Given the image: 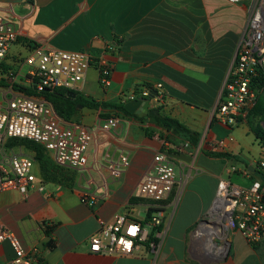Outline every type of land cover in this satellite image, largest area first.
<instances>
[{
    "label": "crops",
    "instance_id": "obj_1",
    "mask_svg": "<svg viewBox=\"0 0 264 264\" xmlns=\"http://www.w3.org/2000/svg\"><path fill=\"white\" fill-rule=\"evenodd\" d=\"M245 5L226 0H0V14L25 32L14 43L25 50L24 57L35 45H44L103 54L112 64L107 86L100 84L95 66L88 67L83 82L68 91L84 103L76 105L68 120L60 117L64 124L90 128L86 166L79 170L57 166L53 180L43 176L33 157L44 189L0 192L2 224L25 247L39 246L42 262L264 264V235L251 246L212 209L220 178L249 186L260 181L258 171H264L260 166L264 145L247 118L229 126L214 115L245 24ZM11 46L1 63L22 75L27 68L22 67L24 58L21 51L12 53ZM4 80L0 87L9 85ZM145 89L163 93L161 103L149 100L148 110L157 109L197 133L196 145L182 138L165 140L151 115L120 109L131 94ZM110 117L118 119L117 127L103 129L102 122ZM159 150L172 154L179 177L163 208L156 247L144 242L130 255L90 252L87 240L99 220L110 223L118 214L136 222L144 219L149 203L138 195V185ZM120 152L128 155L129 165L115 176L107 163ZM207 152H227L236 159ZM230 166L247 168L248 174L228 173ZM85 190L96 198L94 206L80 201ZM11 257L8 244L0 245V262Z\"/></svg>",
    "mask_w": 264,
    "mask_h": 264
},
{
    "label": "built area",
    "instance_id": "obj_2",
    "mask_svg": "<svg viewBox=\"0 0 264 264\" xmlns=\"http://www.w3.org/2000/svg\"><path fill=\"white\" fill-rule=\"evenodd\" d=\"M228 3H246L248 17L235 56L219 92L214 115L221 123L229 126L242 122L256 104L262 88L256 86L257 78L264 73V0H226ZM23 29L18 28L7 17L0 14V61L5 58L10 46L20 37ZM112 50V45L105 46ZM27 66L21 75L15 70L0 71V78L9 83L0 87V192L16 190L22 194L32 189L43 190L44 186L33 172L34 158L8 150L10 138H20L40 145L50 154L54 164L69 169H83L87 164V148L92 139L89 127L77 122L64 124L53 105L41 96H31L15 89L13 84L21 83L35 87V91L67 89L75 90L84 80L88 67L92 64L98 71L99 82L110 84L112 64L103 54L92 55L84 51H64L58 48L35 45L24 57ZM20 77V79H19ZM157 87H161L158 83ZM161 103L162 91L155 95L145 89L137 95ZM116 117L105 119L101 127H117ZM107 165L115 176H119L129 165L126 153L120 152L116 160ZM264 167V162H260ZM248 174L247 168H228V173ZM178 170L172 154L159 150L153 154L151 171L143 176L138 185V195L149 203L152 216L145 224L127 219L118 214L114 221L99 220L95 233L89 236L88 248L94 254L130 255L144 242L156 247L162 224L163 208L178 182ZM49 196V194H47ZM177 195L173 202L176 201ZM80 201L94 206L96 198L85 190ZM213 211L221 214L227 226L236 229L245 241L255 246L264 235V183L256 180L249 186H239L220 178L216 187ZM224 216V218H223ZM50 225V224H49ZM153 237L150 239L151 230ZM135 229V231H132ZM7 243L12 257L0 264H45L41 260V250L37 245L25 247L16 234L6 228L0 220V245Z\"/></svg>",
    "mask_w": 264,
    "mask_h": 264
},
{
    "label": "trees",
    "instance_id": "obj_3",
    "mask_svg": "<svg viewBox=\"0 0 264 264\" xmlns=\"http://www.w3.org/2000/svg\"><path fill=\"white\" fill-rule=\"evenodd\" d=\"M27 44L29 46H33V42L31 40L27 41ZM4 78H0V85L4 83ZM256 86L259 88H262L264 91V73L261 72L260 77L257 78ZM13 87L15 89H18L20 91H23L27 95H33V96H41L44 99L48 100L54 107L56 113L62 117L65 120H68L70 116L75 112L76 105L78 103H84L80 100L79 97L71 98L70 96H67L66 93L70 90L67 89H55V90H45L37 92L33 89V87H26L22 86L20 84H13ZM72 92V91H71ZM264 92L259 94L258 99L256 101V104L249 110V112L246 115V118L249 123V127L251 131L253 132L255 138L264 145V128L262 127L261 123L264 122ZM88 106L96 107L98 106L97 103L93 102H87ZM120 109L124 113H128V111L124 108L123 105H120ZM154 123L159 126L164 133L162 136L165 140L173 141L177 138H182L184 140H187L189 144L196 145L198 141V135L197 133L193 132L191 129H189L186 125L181 123L179 120L170 117L168 115L159 113V114H153L149 116ZM254 119H256L258 122L254 123ZM18 142H27L30 147L36 152L35 160L39 162V166L41 169V172L43 176L46 178L50 177V179L57 180L56 174L59 173V168L57 165L54 164V162L51 160V158L46 154V151L44 148H42L40 145L20 138H10L8 141V145H13ZM209 155L212 156H218V157H225L229 161H232L236 159V157L231 156L227 152H207ZM259 174L257 177L260 179V182L264 183V171H258ZM153 210L151 208H148L145 214L144 219L137 220L140 224H145L147 221L150 220L152 216ZM162 225V224H161ZM161 225L158 226L156 229L160 230ZM152 229L149 238L151 239L153 236Z\"/></svg>",
    "mask_w": 264,
    "mask_h": 264
},
{
    "label": "rangeland",
    "instance_id": "obj_4",
    "mask_svg": "<svg viewBox=\"0 0 264 264\" xmlns=\"http://www.w3.org/2000/svg\"><path fill=\"white\" fill-rule=\"evenodd\" d=\"M244 10H245V24H246L247 17H248L247 5H245ZM245 24H244V26H245ZM243 29H244V27H243ZM241 34H242V31H241ZM241 34L239 36L238 42L240 40ZM238 42H237V45H238ZM237 45H236V48H237ZM236 48H235V52H236ZM11 51H12V53H17L18 51H21L20 53L22 54V59L24 58L25 50L23 48H21L20 45L14 44L13 46H11ZM234 56H235V53H234ZM234 56H233V58H234ZM10 65H12V64H10ZM10 67H12V66H8V65H5V64H2L1 61H0V71L12 70V68H10ZM22 67H23V69H25L27 66L23 64ZM19 79H20V77H19ZM18 84H21V83H18ZM0 101H2L1 95H0ZM254 122H258V121L254 120ZM7 146H8V150L9 151H13L14 153H23V154H26L27 156H30L32 158L33 157L35 158V156H36V152L32 149V147L29 146V144L27 142H18V143L13 144V145H8V142H7ZM32 170H33V172L36 175L38 174L37 161L33 162ZM224 179L228 180V178L226 176L224 177ZM140 216H144V212L143 211L140 213Z\"/></svg>",
    "mask_w": 264,
    "mask_h": 264
},
{
    "label": "water",
    "instance_id": "obj_5",
    "mask_svg": "<svg viewBox=\"0 0 264 264\" xmlns=\"http://www.w3.org/2000/svg\"><path fill=\"white\" fill-rule=\"evenodd\" d=\"M33 89L35 90L36 88L33 87ZM45 91V90H44ZM153 95L156 94V91L151 92ZM68 96L74 97V94L71 92H67ZM148 106H149V98L147 97H136L134 99H130L129 101L124 103V108L130 112V113H134L138 116H144L146 114L152 115V114H158V110L157 109H151L148 110ZM262 127L264 128V122L261 123Z\"/></svg>",
    "mask_w": 264,
    "mask_h": 264
},
{
    "label": "bare ground",
    "instance_id": "obj_6",
    "mask_svg": "<svg viewBox=\"0 0 264 264\" xmlns=\"http://www.w3.org/2000/svg\"><path fill=\"white\" fill-rule=\"evenodd\" d=\"M214 211H216V210L214 209ZM223 218H224V216H223Z\"/></svg>",
    "mask_w": 264,
    "mask_h": 264
},
{
    "label": "snow or ice",
    "instance_id": "obj_7",
    "mask_svg": "<svg viewBox=\"0 0 264 264\" xmlns=\"http://www.w3.org/2000/svg\"><path fill=\"white\" fill-rule=\"evenodd\" d=\"M132 231H135V229H133Z\"/></svg>",
    "mask_w": 264,
    "mask_h": 264
}]
</instances>
